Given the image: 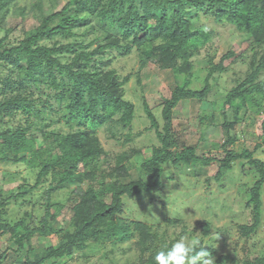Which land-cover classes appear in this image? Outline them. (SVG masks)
Wrapping results in <instances>:
<instances>
[{
    "label": "trees",
    "instance_id": "16d2710c",
    "mask_svg": "<svg viewBox=\"0 0 264 264\" xmlns=\"http://www.w3.org/2000/svg\"><path fill=\"white\" fill-rule=\"evenodd\" d=\"M31 1L28 8L18 7L20 0H0V28L5 27L12 6L16 17L24 20L31 15L37 22L32 29H22L19 36L13 35L14 29H5L0 39V160L38 168L34 185L25 179L0 195V244L6 234L19 248L28 242L25 264H68L78 255L86 257L88 249L107 248L110 250L103 258L109 264H117L110 260L112 254L131 251L136 256L125 264H154L158 250L170 247L182 235L193 236L194 231L183 217L167 216L164 225L132 220L129 217L134 210L129 209V203L144 195L152 202L162 201L153 194L164 187L168 164L177 168L183 163L194 170L216 160L219 171L206 182L223 183L227 175H240L239 194L246 200L244 209L249 210L251 220L238 225V231L245 243H250L264 224V137L257 138L253 148L242 143L237 149V143L241 137H254L250 125L264 111V79L256 83L264 75V0H66L62 8L60 0H48L49 7L46 0ZM203 18L232 25L251 40L249 49L240 55L247 70L234 80L220 104L207 101L210 82L216 74L228 71L225 61L236 54L229 51L218 62L210 56L203 88H193L190 54L210 43L214 35ZM134 54L140 71L154 64L162 71L187 72L186 80L175 87L170 98L163 99L162 127L146 97H141L152 123L148 130L156 131L161 145L145 158L139 151L123 152L110 167L98 130L106 129L116 140L125 137L126 142L132 141L136 105L127 98L126 88L132 75L123 77L112 66ZM138 84L141 87L139 75ZM187 100L203 103V123L225 129V143L211 144L224 149L221 158L199 155L197 146L175 140L174 113ZM239 100L242 103L232 105ZM218 108L222 123L215 112ZM245 122L249 127L239 132L237 127ZM39 137L45 147H38ZM208 140L204 136V141ZM15 152L24 155L14 161ZM135 155L140 159L136 179L131 174L136 168L131 161ZM87 177L90 184L84 188ZM67 183L74 187L68 197L77 194L82 203L74 209L69 227H60L59 246L37 251L31 235L53 231L50 219L57 218L65 207L64 202L53 201V196L66 189ZM41 187L43 193L34 198ZM39 203L45 210L39 224L28 210L21 220L8 221L11 204L35 207ZM153 210L154 205L150 207ZM198 223L203 233L201 245L214 255L215 244L205 241L212 234V223ZM169 227H181V232L171 233ZM18 229L23 233H17ZM253 242L244 247L243 259L222 253L216 264H264V250L255 252Z\"/></svg>",
    "mask_w": 264,
    "mask_h": 264
},
{
    "label": "rangeland",
    "instance_id": "374dc122",
    "mask_svg": "<svg viewBox=\"0 0 264 264\" xmlns=\"http://www.w3.org/2000/svg\"><path fill=\"white\" fill-rule=\"evenodd\" d=\"M31 3V0H20L18 7L30 8ZM65 4L66 0H60L59 8H62ZM45 6L49 7L48 0L45 1ZM14 10L15 7L12 6L5 27L0 28V39L4 37L5 29H14L13 35L19 36L22 33V29L29 30L37 26L36 20L31 15H28L23 20L12 13ZM203 24L211 29L214 35L210 43L190 54V61L194 65L193 74H195L193 88H203V81L207 74V59L210 56H215L218 62L229 51H233L236 54L235 57L225 61V65L229 68L228 71L216 74L215 78L210 82L212 89L207 101L220 104L222 99L226 97L227 92L235 85L234 80L241 76L243 77V73L247 70V65L240 60V55L249 49L251 40L247 38L245 33H240L236 27L217 23L212 18H203ZM112 67L116 68L123 77L132 75V79L126 88L127 98L136 105V119L132 129V141L130 142H126L125 137L120 140L111 138L110 133L104 128L98 130L110 167L115 166L118 155L123 152L132 153V151H139L145 158L152 154L154 148L161 145L156 131L154 129L148 130L152 123L144 110L141 97H146L151 110H153L162 127L163 99L170 98L175 87L185 82L187 75V72L162 71L154 64L148 65L140 71L139 59L135 54L116 60ZM138 75L142 80L141 87L138 84ZM263 79L264 75L258 78L256 83L261 82ZM240 103H242V100L235 101L232 105L237 106ZM215 112L218 122L222 123V118L219 116V108ZM204 114L205 111L201 101L187 100L181 102L174 113V138L181 145L197 146L199 155L209 156L210 153L219 159L221 155H224V149L214 148L211 144L216 142L223 145L228 136L225 129L203 123L201 116ZM262 117H264V111L261 116L256 118L255 124L250 125V132L253 133L254 137H241L239 143H237V149L243 147L242 143L253 148L259 140L257 138L264 137L262 129L264 118ZM246 124L247 122L243 126H238L237 130L239 132L245 131L249 127H246ZM124 134H127V132ZM206 135L208 136V141H204V136ZM38 147H45L42 137L38 138ZM49 148L53 149V146ZM22 155L24 154L15 152L13 154L14 161H18ZM0 159H3L2 155ZM131 161L136 166L131 171L132 178L136 179L138 177L137 168L139 167L140 159L135 155L131 158ZM219 166L218 160L208 166L198 165L194 170L191 166L188 167L183 163L181 167L177 168L171 164L166 165L164 173L165 185L161 190L153 194L154 197L162 201L152 202V198L149 195H144L132 201L129 203V209L134 210V214L129 218L132 220L139 219L150 224L160 223L164 225L167 216L172 218L183 217L189 229L194 231L193 236L199 239L203 237V233L198 222H211L212 234L209 237H205V241L206 243L215 244L217 248V252L213 255L215 259L222 253L237 254L240 259H243L246 256L244 247L252 241H254L253 243L256 246L255 252L264 250V224L250 243H245L247 240L238 231V225L249 223L251 220L249 210L244 209L246 200L240 197L239 194L242 183L240 175L234 178L227 175L223 183H218L214 179L210 183L206 182L207 177L213 178L217 175ZM37 171V167L32 168L23 163H6L0 160V195L15 189L19 184H23L25 179H28L34 185ZM190 172H194V175H191ZM247 180L250 182L251 178L247 177ZM89 184L90 180L87 177L83 187L87 188ZM42 187L35 192L34 198H38L43 193ZM66 187V189L56 192L53 196V201L65 203L61 214L55 219H50L49 226L53 231L44 235H31V244L37 251H42L50 245L59 246L61 241L60 227H69L74 209L82 203L81 198L77 194L68 197V193L74 189L72 184L67 183ZM152 205H154L153 212L150 211ZM235 205L238 208L234 209L233 206L236 207ZM26 210L34 213L38 224L45 214V210L40 203L35 207L11 204L7 217L8 221L15 223L21 220L25 216ZM125 215H128V212H125ZM169 229L171 233L176 232L179 234L181 232V227H169ZM22 231V229H18L17 233H23ZM225 231L226 233H224ZM1 240L0 256L3 255L4 258H0V264H25L29 243L24 242L22 248H19L20 245L10 234H6ZM109 250V248L95 251L88 249L86 250V257L78 255L75 261H71L68 264H109V260L103 258L106 251ZM135 253L134 251L127 254L116 252L111 255L110 260L113 259L117 264H125L128 260H134Z\"/></svg>",
    "mask_w": 264,
    "mask_h": 264
},
{
    "label": "clouds",
    "instance_id": "9594fccd",
    "mask_svg": "<svg viewBox=\"0 0 264 264\" xmlns=\"http://www.w3.org/2000/svg\"><path fill=\"white\" fill-rule=\"evenodd\" d=\"M154 264H216V261L199 238L182 235L170 247L155 253Z\"/></svg>",
    "mask_w": 264,
    "mask_h": 264
}]
</instances>
